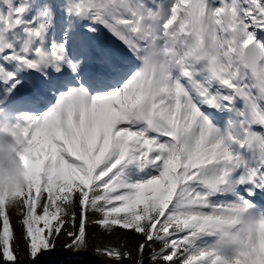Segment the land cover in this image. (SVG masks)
<instances>
[{"label": "snow or ice", "instance_id": "obj_1", "mask_svg": "<svg viewBox=\"0 0 264 264\" xmlns=\"http://www.w3.org/2000/svg\"><path fill=\"white\" fill-rule=\"evenodd\" d=\"M259 33L264 0H0V264H264Z\"/></svg>", "mask_w": 264, "mask_h": 264}, {"label": "trees", "instance_id": "obj_2", "mask_svg": "<svg viewBox=\"0 0 264 264\" xmlns=\"http://www.w3.org/2000/svg\"><path fill=\"white\" fill-rule=\"evenodd\" d=\"M13 219H15V217H13ZM94 235L97 236V242L99 243H105L109 239L115 241L119 238L122 241H126L128 246L133 250L139 239L136 236L126 235L123 231L117 233L116 237L100 236L97 233H94ZM40 264H100V261L91 254L75 256L58 247L51 255L43 257ZM125 264H130V262L125 261ZM145 264H147V260L145 261Z\"/></svg>", "mask_w": 264, "mask_h": 264}, {"label": "clouds", "instance_id": "obj_3", "mask_svg": "<svg viewBox=\"0 0 264 264\" xmlns=\"http://www.w3.org/2000/svg\"><path fill=\"white\" fill-rule=\"evenodd\" d=\"M10 127L11 122H0V131ZM7 154V149L3 153H0V155L2 156H6ZM9 177H11V179L14 181V185L8 184ZM4 181V184H0V196H6L9 202H14L18 198L17 192L19 190H23V188L25 187L24 178L20 175L19 169L15 166H12L7 168V170L5 171Z\"/></svg>", "mask_w": 264, "mask_h": 264}, {"label": "bare ground", "instance_id": "obj_4", "mask_svg": "<svg viewBox=\"0 0 264 264\" xmlns=\"http://www.w3.org/2000/svg\"><path fill=\"white\" fill-rule=\"evenodd\" d=\"M21 91H22V90H21ZM12 103H13V104H15V103H16V101H12Z\"/></svg>", "mask_w": 264, "mask_h": 264}, {"label": "rangeland", "instance_id": "obj_5", "mask_svg": "<svg viewBox=\"0 0 264 264\" xmlns=\"http://www.w3.org/2000/svg\"><path fill=\"white\" fill-rule=\"evenodd\" d=\"M7 170V169H6Z\"/></svg>", "mask_w": 264, "mask_h": 264}]
</instances>
